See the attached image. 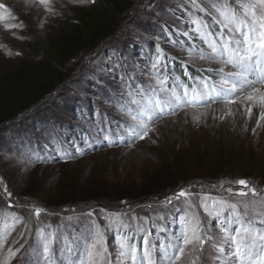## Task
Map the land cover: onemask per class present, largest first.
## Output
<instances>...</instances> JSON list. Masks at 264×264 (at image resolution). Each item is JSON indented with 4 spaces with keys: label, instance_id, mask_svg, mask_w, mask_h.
Here are the masks:
<instances>
[{
    "label": "rangeland",
    "instance_id": "1",
    "mask_svg": "<svg viewBox=\"0 0 264 264\" xmlns=\"http://www.w3.org/2000/svg\"><path fill=\"white\" fill-rule=\"evenodd\" d=\"M92 1L50 0L46 9L39 0H0L14 17L0 9V75L18 65L30 40ZM258 2L130 0L113 33L73 58L50 95L0 126V264H87L97 230V264H133L124 245L137 248L140 264L144 239L153 264H241L220 227L264 234V120L257 124L258 101L243 99L264 89V56L241 61L246 46L236 30L250 20L241 6ZM245 69L250 86L229 75ZM222 80L236 91L218 95ZM41 122L73 133L72 141L51 146ZM182 189L192 195L176 199ZM197 220L203 250L185 246L176 261L187 222ZM261 245L257 238L256 255Z\"/></svg>",
    "mask_w": 264,
    "mask_h": 264
},
{
    "label": "trees",
    "instance_id": "2",
    "mask_svg": "<svg viewBox=\"0 0 264 264\" xmlns=\"http://www.w3.org/2000/svg\"><path fill=\"white\" fill-rule=\"evenodd\" d=\"M128 1L130 0H93L87 6L73 7L64 16L56 32L30 40L27 53L20 59L18 65L0 75V126L18 119L50 95L56 85L67 78L64 68L73 58L96 47L100 40L113 33ZM209 25L216 30L215 24L211 21ZM174 72L180 78H185L181 69ZM40 125L42 128L39 125L38 127L44 136L55 139L51 141L55 143H51V146L57 145L60 141L55 148L60 145L63 147L64 141L65 143L72 141V138L67 139L74 135L73 133L63 134L60 127L45 128L43 122ZM30 131L33 134L35 132L32 129ZM59 135L60 138L57 137ZM76 139L78 138L75 137L74 145ZM79 140L85 141L86 138L83 135ZM51 146L42 153L48 152ZM30 153L36 160L38 150L32 149Z\"/></svg>",
    "mask_w": 264,
    "mask_h": 264
},
{
    "label": "snow or ice",
    "instance_id": "3",
    "mask_svg": "<svg viewBox=\"0 0 264 264\" xmlns=\"http://www.w3.org/2000/svg\"><path fill=\"white\" fill-rule=\"evenodd\" d=\"M39 3L41 5H44L47 9V5L50 3V0H39ZM242 11L243 16L245 18L250 17V20L244 19L239 20L236 25V30L240 32V35L242 36V41H237V44H243L245 47V51L243 55L239 57L241 61H251L253 58H259L264 56V0H259L256 4H247L242 5ZM0 9H3L4 13L9 14L8 18H14L10 15V10L6 8L3 4H0ZM50 10V9H48ZM221 15H225V13L221 10ZM6 19L4 15H0V21ZM231 19L233 21H236V15L235 10H231ZM11 27H17V25H8L5 24V28H11ZM226 27V26H225ZM228 44L226 43L224 45V50L227 51ZM216 49L213 47V52H215ZM227 63H233V60L229 58L227 60ZM243 67V65H242ZM219 71L222 73L224 71L223 68L219 69ZM247 69L243 72H237V73H229V75L236 76L240 79L242 84L244 86H250V82L246 77ZM222 89L218 93V95L223 94L227 95L229 92H235L236 91V84H231L230 87L229 82L227 80H222ZM187 94V93H185ZM244 100H247L249 102L258 101L259 108L261 109L259 114V119L257 120V124L259 125L260 120H264V89H261L259 87H253L251 92H248L245 97H243ZM197 102V99L195 96H193L192 100L188 101L190 104H194ZM228 103H236L234 100H229ZM253 111V105L249 104L247 106V112L249 116H251ZM199 116L194 117V119L199 120ZM133 119H136L135 116H133ZM146 127V125H145ZM154 131V129H153ZM149 132L145 131L142 136H140V139L143 140L146 137H148ZM236 183L244 186L245 188L248 187V182L245 180H239ZM5 191L7 189L5 188ZM229 192H231V189H228ZM253 195L256 194V190L254 188L250 189ZM9 196H11V193H8ZM192 195L191 193L185 192L183 189L176 195V199H179L180 197H189ZM239 195L244 196L247 195V192L241 190L239 192ZM172 198H169V202H171ZM12 205L9 204V207ZM206 210V209H205ZM44 211L43 209L37 207L35 209V215L39 217ZM221 225H223L224 221H220ZM202 229H200L199 221H195L193 223L192 221L187 222L185 226V230L183 232V239H182V246L179 248V253L175 256V260L179 261L185 252V246L189 245H196L198 244L200 246V250H203V245L206 243V241L198 234ZM220 232L223 234L225 239H230L232 241V244L234 246V258L239 259L241 264H245V261L248 262V264H264V245H261L262 251L259 255H256L254 252V249L256 247V240L257 238L261 241H264V234H259L258 237L253 235V230L245 225H240L235 229L234 234H230V230L227 227L221 226ZM97 239L95 242L90 244V249L87 253L88 260L87 264H97V261L93 258L94 256L100 255L99 247L103 243V235L102 233L97 230L96 233ZM148 240L144 239L143 241V250L142 255L140 259V264H153V261L151 259V255L149 252L148 247ZM125 249L130 253L131 259L133 264H136L137 261V248L135 246H131L130 248L128 245H124ZM195 250V249H194ZM220 251H224L223 248L219 249ZM49 251L48 247L45 245L44 252L47 253ZM106 251V249H105ZM83 264V262H81ZM175 264V262H173ZM192 264H195L193 261Z\"/></svg>",
    "mask_w": 264,
    "mask_h": 264
}]
</instances>
